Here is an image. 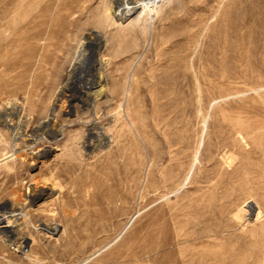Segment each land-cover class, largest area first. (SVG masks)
<instances>
[{
	"label": "rangeland",
	"instance_id": "374dc122",
	"mask_svg": "<svg viewBox=\"0 0 264 264\" xmlns=\"http://www.w3.org/2000/svg\"><path fill=\"white\" fill-rule=\"evenodd\" d=\"M114 1L0 0V264H264V0Z\"/></svg>",
	"mask_w": 264,
	"mask_h": 264
},
{
	"label": "bare ground",
	"instance_id": "6f19581e",
	"mask_svg": "<svg viewBox=\"0 0 264 264\" xmlns=\"http://www.w3.org/2000/svg\"><path fill=\"white\" fill-rule=\"evenodd\" d=\"M154 1L155 0H119V1L115 0L113 2V7H111V9L113 8L111 12L112 17H117L120 22H124L126 19L132 17L137 13L139 15V11L141 12L143 10H146L147 12L151 13L152 12L151 7ZM102 41H103V37L100 34H98L96 31H90L88 35L84 37L83 45L91 52L90 53L91 59L87 61H84L83 59L84 62H80L81 64H79L78 66L73 65V68L71 69L70 73H72L73 75L75 74L74 80H72L69 84H67L65 91L61 92L59 95L63 97L64 92L72 93L69 98L70 107H73L76 102H80L81 104L85 105L86 103L82 100L83 95L87 100L86 102L88 101L91 102L95 100L97 97H100L104 92L102 85L103 82L101 80V77L97 75L95 68L97 65V59L92 52L94 47H97V50L100 49ZM51 116L53 115L51 114ZM51 116L50 118H47L45 121L41 122L39 128L41 129L46 128V130L50 132L49 137L52 139H56L61 135L60 133L61 131L60 129L57 128L52 129V127H50L51 121L53 120ZM91 137H93V134ZM50 151L51 149L44 150L42 155L46 156L50 153ZM43 195H44L43 193H38L32 197V200L34 201L36 200V198H39ZM0 224H1L2 232L4 231L10 237L13 232L7 228V223L5 224V222L1 221ZM55 227L54 229L53 227L52 228L46 227V228L51 231L53 230V232H55L56 230Z\"/></svg>",
	"mask_w": 264,
	"mask_h": 264
}]
</instances>
